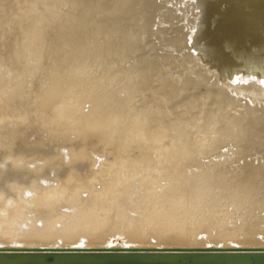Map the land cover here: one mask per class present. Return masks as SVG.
I'll use <instances>...</instances> for the list:
<instances>
[{
  "label": "rangeland",
  "instance_id": "rangeland-1",
  "mask_svg": "<svg viewBox=\"0 0 264 264\" xmlns=\"http://www.w3.org/2000/svg\"><path fill=\"white\" fill-rule=\"evenodd\" d=\"M145 1L153 7L146 23L132 18L144 31L151 22L150 33L142 38L132 21L133 35L140 33L125 51L122 32L117 51L108 50L121 42L116 37L105 49L84 50L55 19L31 43L20 29L0 25V249L48 250L0 256V264H264V159L260 151L245 157L243 149L264 127V0H241L243 8L207 1V10L194 0ZM253 14L261 37L250 42L240 80L224 73L243 41L224 38L210 57H197ZM112 21L109 27L121 24ZM189 64L209 78L190 76ZM168 79L185 82L175 97L161 88ZM83 85L96 99L85 102L82 116L80 94L67 92ZM138 248L256 253L51 254Z\"/></svg>",
  "mask_w": 264,
  "mask_h": 264
},
{
  "label": "bare ground",
  "instance_id": "bare-ground-1",
  "mask_svg": "<svg viewBox=\"0 0 264 264\" xmlns=\"http://www.w3.org/2000/svg\"><path fill=\"white\" fill-rule=\"evenodd\" d=\"M161 1V0H160ZM195 2L198 1L199 3H201V7L199 9L202 10H207L208 6V2H213V4H215L216 8L222 6L223 8V4L226 2V0H194ZM208 1V2H207ZM249 1V0H248ZM257 0H254V2ZM193 2V1H192ZM262 2V1H261ZM264 2V1H263ZM169 3V2H168ZM187 3V2H186ZM207 3V4H206ZM229 3H231L236 7H240L243 8L242 6H240L241 4V0H229ZM244 2H242L243 4ZM161 4V3H160ZM211 5H213L212 3H210ZM245 4V3H244ZM258 4V3H257ZM196 4H191L190 9L193 10L195 9ZM225 5V4H224ZM166 6V5H165ZM228 7H230L229 5H227ZM254 6V5H253ZM68 7V9H67ZM199 7V6H198ZM255 7V6H254ZM184 8V7H183ZM237 8V9H238ZM197 9V8H196ZM219 9V8H218ZM245 9V8H244ZM153 7L150 6V4H147L145 0H0V25L3 24H10L12 25V27L14 29H20V31L22 32L21 35L26 36L25 38H27L29 40V42L31 43L32 40H35L40 34L41 32L46 28L47 24H50L51 20L55 19V23H61L60 28H66L67 31H70V35L69 33L67 35H69L70 37H72L74 40H76V42L79 44L80 48L86 50L89 47H94L95 49L101 50L105 49V47L109 46V43L112 44V38H115V41H117V32L124 35L123 37L121 36L122 40L124 39L126 41V45L125 42L123 44L121 38H119L118 41L121 40V42L119 44L113 43L110 47H108L109 51H117L119 49H117L118 45L119 47H123L121 45H125L126 47H123L122 49L126 50L127 46L129 48L130 46V40L133 41L138 35H139V31L137 29V32H135V34L133 35L134 32H132L134 29L132 27V25L134 23V25L139 26L140 21L144 20L143 22L146 23L145 19H148V15L149 13H153L152 12ZM155 10V9H154ZM171 10V9H170ZM255 10V9H254ZM182 11V10H181ZM187 11V10H186ZM196 11V10H195ZM224 11V10H223ZM227 11V10H226ZM244 11V10H243ZM159 12V11H158ZM191 12V11H190ZM199 12V11H197ZM229 12V10H228ZM253 12V11H252ZM150 13V14H151ZM196 13V12H195ZM225 13V12H224ZM234 13V11H233ZM157 14V12H156ZM226 14V13H225ZM166 15V14H164ZM163 15V16H164ZM224 15V14H223ZM228 15V14H227ZM138 17L140 18V21H138L137 23V19L135 18V20L133 21L132 17ZM152 16V15H150ZM244 16V15H243ZM157 17V16H155ZM169 17V16H168ZM182 17V16H181ZM132 18V19H131ZM151 18V17H150ZM199 18V16L197 17ZM208 18V17H207ZM206 18V19H207ZM227 18V17H226ZM142 19V20H141ZM146 19V20H147ZM164 19V18H163ZM181 19V18H180ZM200 19V18H199ZM244 20L241 21L240 26L236 27L235 29H225V32H228L225 35H220L217 38H215V40L211 41V43L209 44L210 48L206 51L204 49V51L197 55V57H207V56H211V53H213V49L215 46V44H217L218 42H220V40L222 39H233L235 40V42H237L236 44H238L240 41H243V44L240 45V49L238 50L234 60L232 61V63L228 66V69L225 70V76H229V77H235V79L240 80L241 76L238 75L239 74V70L243 67L246 66L249 62H251L250 60V56L252 53V49H251V45L250 42H254L255 40L260 39L261 37V28L260 25L258 24V20L255 14H253L250 18H243ZM64 20H66L65 22H63ZM108 21L110 20V22L105 23V28L107 26V28L109 27V24H111V20H113L114 22L117 21L119 22L120 26L117 27L118 23L115 24L113 21V23L116 25V27L118 29H116V27L112 24L110 25V27L105 29L104 26L101 28V26L104 24L100 23L101 21ZM158 20V19H157ZM173 20V19H172ZM183 20V18H182ZM189 20V18H188ZM233 20V19H232ZM132 24H131V22ZM136 21V22H135ZM155 21V19H154ZM162 21V20H161ZM175 21V20H174ZM262 21V20H261ZM97 24H102L100 25H96L95 27H100L99 29L96 28L97 30H91L92 29V25L93 23ZM143 22H141L140 24H142ZM160 22V21H159ZM158 22V23H159ZM182 22V21H181ZM151 23V22H150ZM144 24L143 26H147V28L149 27V24ZM163 22H161L162 24ZM227 23V22H225ZM231 23V22H230ZM24 24L26 25L24 27ZM56 24V25H57ZM153 24V23H152ZM151 24V26H152ZM90 25V26H88ZM95 25V24H94ZM93 25V27H94ZM133 25V26H134ZM228 25V24H226ZM86 26L91 27L89 28L91 30V32L86 28ZM111 26L115 27L112 28L114 31L111 30ZM142 26V25H141ZM145 26V27H146ZM158 26V25H157ZM56 27V26H55ZM57 27V28H58ZM132 27V28H131ZM140 27V26H139ZM162 27V26H159ZM182 27V26H181ZM192 27V26H191ZM134 28H138V27H134ZM142 28V29H141ZM146 31L145 28L140 27V30L143 32L140 34L142 35V38L146 35ZM166 28V27H164ZM163 28V29H164ZM95 29V28H94ZM110 29V30H109ZM121 29V30H119ZM133 29V30H132ZM160 29V28H159ZM169 29V28H168ZM263 29V27H262ZM120 32H119V31ZM136 30V29H135ZM48 31V30H47ZM63 31V30H62ZM72 31V32H71ZM80 31V32H79ZM83 31L84 34H81ZM88 33H87V32ZM160 31V30H159ZM163 31V30H162ZM161 31V32H162ZM173 31V30H172ZM46 32V31H44ZM56 32V31H55ZM152 32V31H151ZM168 32V31H167ZM264 32V31H263ZM66 33V31H65ZM87 33V34H85ZM150 33V32H149ZM160 33V32H159ZM47 34V33H46ZM138 34V35H137ZM206 34V33H205ZM43 35V33H42ZM57 35V34H56ZM116 35V36H115ZM161 35V34H160ZM63 36V35H62ZM149 36V35H147ZM146 37V36H145ZM144 37V38H145ZM161 37V36H160ZM133 38V39H132ZM141 38V37H140ZM176 38V37H175ZM208 38V37H207ZM55 39V38H54ZM205 39V38H204ZM50 40V39H49ZM66 40V39H65ZM184 40V38H183ZM56 41V40H55ZM69 41V40H68ZM129 41V45L128 44ZM172 41V40H171ZM170 41V42H171ZM181 41V40H180ZM260 41V40H259ZM64 42V41H63ZM255 43V42H254ZM24 44V43H23ZM26 44V43H25ZM55 44V43H53ZM52 44V45H53ZM67 44V43H66ZM76 44V43H75ZM116 46H115V45ZM121 44V45H120ZM235 44V45H236ZM259 44V43H258ZM44 45V44H43ZM49 45V44H48ZM71 45V44H70ZM170 45V44H169ZM35 46V45H34ZM41 46V44H40ZM51 46V45H50ZM54 46V45H53ZM66 46V45H65ZM68 46V45H67ZM116 48V50L113 49ZM134 46V45H133ZM132 46V47H133ZM253 46V45H252ZM262 46V45H261ZM264 46V45H263ZM45 47V46H44ZM56 47V46H54ZM112 47V48H111ZM118 47V48H119ZM131 47V46H130ZM237 47V46H236ZM257 47V46H256ZM38 48V47H37ZM42 48V47H41ZM52 48V47H51ZM72 48V47H71ZM78 48V47H77ZM110 48V49H109ZM175 48V47H174ZM44 49V48H43ZM63 49V48H62ZM120 49V50H122ZM138 49V48H137ZM256 49V48H255ZM122 50V51H123ZM124 50V51H125ZM198 50V49H197ZM202 50V49H201ZM200 50V51H201ZM254 50V49H253ZM261 50V49H260ZM263 50V49H262ZM195 51V50H194ZM199 51V50H198ZM211 51V52H210ZM59 52V51H58ZM72 52V51H71ZM121 52V51H120ZM128 52V51H127ZM258 52L260 51H256V56L257 54H259ZM67 53V52H66ZM253 53H255L253 51ZM261 53V52H260ZM63 54V53H62ZM65 54V53H64ZM68 54V53H67ZM79 54V53H78ZM85 54V53H84ZM104 54V53H103ZM117 54V52H116ZM124 54V53H123ZM262 54V53H261ZM72 55V54H71ZM80 55V54H79ZM264 55V54H263ZM62 56V55H61ZM111 56V55H110ZM135 56V55H134ZM186 56V55H185ZM209 56V57H210ZM74 57H76L74 55ZM87 57V56H86ZM156 57V56H155ZM171 57V56H170ZM262 57V56H261ZM64 58V57H63ZM85 58V57H84ZM172 58V57H171ZM92 59V58H91ZM139 59V58H138ZM137 59V60H138ZM170 59V58H169ZM211 59V58H210ZM258 59V57H257ZM35 60V59H34ZM102 60V59H100ZM250 60V61H249ZM37 61V60H36ZM35 61V62H36ZM69 61V60H68ZM147 61V60H146ZM55 62H58L55 60ZM97 62V61H95ZM104 62V61H103ZM136 62V61H135ZM162 62V61H161ZM160 62V63H161ZM177 62V61H176ZM212 62V61H211ZM255 62V61H254ZM43 63V62H42ZM71 63V62H70ZM107 63V62H106ZM105 63V64H106ZM169 63V62H168ZM214 63V62H213ZM37 64V63H35ZM61 64V63H60ZM69 64V63H68ZM84 64V63H83ZM164 64V63H163ZM257 64V63H256ZM264 64V63H263ZM41 65V64H40ZM62 65V64H61ZM88 65V64H87ZM183 65V64H182ZM57 66V65H56ZM134 66V65H133ZM199 66V65H197ZM196 66V67H197ZM203 66V65H202ZM262 66V65H261ZM67 67V66H66ZM108 67V66H107ZM170 67V66H169ZM182 67V66H181ZM193 64H189L187 66V70L190 76H197L198 79L202 80H207L209 78V74L207 72H203L201 70H199L198 68H196ZM250 67V66H249ZM254 67V66H253ZM256 67L258 68V65H256ZM255 67V68H256ZM38 68V67H37ZM68 68V67H67ZM92 68V67H91ZM165 68V67H164ZM200 68V67H199ZM207 68V67H206ZM263 68V67H262ZM97 69V68H96ZM185 69V68H184ZM205 69V68H204ZM246 69V68H245ZM58 71V69H55ZM254 70V69H252ZM257 70V69H256ZM259 70V69H258ZM53 71V70H52ZM72 71V70H71ZM244 71V70H243ZM255 71V70H254ZM64 72V71H63ZM135 72V71H134ZM185 72V71H184ZM217 72V71H216ZM250 72V71H249ZM161 73V72H159ZM157 73V74H159ZM58 74V73H57ZM70 74H72L70 72ZM74 74V72H73ZM78 74H80V71L78 72ZM77 74V76H78ZM94 74V73H93ZM131 74V73H130ZM143 74V73H142ZM165 74V73H164ZM249 74V73H248ZM66 74H64L65 76ZM99 75V74H98ZM251 75V74H250ZM56 76V75H55ZM60 76V75H59ZM100 76V75H99ZM156 76V75H155ZM154 76V78H155ZM253 76V75H251ZM257 76V75H256ZM62 77V76H61ZM82 77V76H81ZM103 77V76H102ZM126 77V76H125ZM215 77V76H214ZM246 77V76H245ZM60 78V77H59ZM107 78V77H106ZM145 78V77H144ZM162 78V77H161ZM160 78V79H161ZM171 78V77H170ZM255 78V77H254ZM75 79V78H74ZM85 79V78H84ZM88 79V78H87ZM153 79V78H152ZM157 79V78H156ZM165 79V78H164ZM247 80V77H246ZM70 81V80H69ZM73 81V79H72ZM153 81V80H152ZM260 81V80H259ZM64 82V81H63ZM113 82V81H112ZM127 82V81H126ZM125 82V83H126ZM160 82V81H159ZM163 82V81H162ZM195 82V81H194ZM212 82V81H211ZM228 82V81H227ZM128 83V82H127ZM182 81H177V80H166L162 83V89L168 94L169 97H175L178 92L179 89L183 86ZM197 83V81H196ZM201 83V82H200ZM264 83V82H263ZM47 84V83H46ZM80 84V83H79ZM193 84V83H192ZM246 84V83H245ZM255 84V83H254ZM53 85V84H52ZM76 85V84H74ZM86 85V84H85ZM76 86L73 87L71 90H69L67 93L69 92H77L78 94H80L79 97V103L81 105L80 108V115H82V110L84 108V104L87 100H95L96 99V95H92V94H88V90H87V86ZM152 85V84H151ZM155 85V84H154ZM157 85V84H156ZM203 85V84H202ZM252 85V84H251ZM92 86V85H91ZM150 86V85H149ZM161 86V85H159ZM194 86V85H193ZM67 87V86H65ZM252 87V86H251ZM227 88V87H226ZM242 88V87H241ZM59 89V88H58ZM130 89V88H129ZM159 89V88H158ZM260 89V88H259ZM63 90V89H61ZM67 90V89H66ZM184 90V89H183ZM250 90V89H249ZM124 91V89H123ZM143 91V90H142ZM159 91V90H158ZM134 92V91H133ZM53 93V92H52ZM241 93V92H240ZM244 93V91H243ZM132 94V93H131ZM164 94V93H163ZM253 94V93H252ZM150 95V94H149ZM156 95V93H155ZM158 95V94H157ZM223 95V94H222ZM227 95V94H226ZM236 95V94H235ZM135 96V95H134ZM209 96V95H208ZM224 96V95H223ZM102 97V96H101ZM225 97V96H224ZM158 98V97H157ZM177 98V97H176ZM227 98V97H226ZM54 99V98H53ZM119 99V98H118ZM123 99V98H122ZM166 99V98H165ZM232 99V98H231ZM173 100V99H172ZM178 100V99H177ZM107 101V100H106ZM105 101V102H106ZM113 101V100H112ZM158 101V100H157ZM195 101V100H194ZM234 101V100H233ZM53 102V101H52ZM103 102V101H102ZM185 102V101H184ZM55 103V101H54ZM107 103V102H106ZM112 103V102H111ZM161 103V102H160ZM173 103V102H172ZM207 103V102H206ZM87 104V103H86ZM113 106V105H112ZM201 106V105H200ZM204 106V105H203ZM123 107V106H122ZM181 107V106H180ZM129 108V107H128ZM235 108V107H234ZM260 108V107H259ZM98 109V107H97ZM181 109V108H180ZM250 109V108H249ZM112 110V109H111ZM115 110H117L115 108ZM126 110V109H125ZM171 110V109H170ZM119 111V110H118ZM249 111V110H248ZM253 111V110H252ZM178 112V111H177ZM190 112V111H189ZM200 112V111H199ZM244 112V111H243ZM106 113V112H105ZM122 113V112H120ZM173 113V112H172ZM176 113V112H175ZM210 113V112H209ZM97 114H100L97 112ZM178 114V113H177ZM188 114V113H187ZM242 114V113H241ZM252 114V113H251ZM102 115V114H101ZM156 115V114H155ZM190 115V114H189ZM235 115V114H234ZM232 115V116H234ZM83 116V115H82ZM237 116V115H236ZM111 117V116H109ZM247 117V116H246ZM86 119V118H85ZM250 119V118H249ZM91 120V119H90ZM151 120V119H150ZM208 120V119H207ZM225 120V119H224ZM236 120V119H235ZM244 120V119H243ZM260 121V120H259ZM258 121V122H259ZM203 122V121H202ZM209 122V121H208ZM257 122V121H256ZM101 123V122H100ZM197 123V122H196ZM254 123V122H253ZM198 124V123H197ZM93 125V124H92ZM240 125V124H239ZM96 126V125H95ZM111 126V125H110ZM228 126V125H226ZM237 126V125H234ZM249 126V124H248ZM245 127V126H244ZM108 128V127H107ZM177 128V127H176ZM233 128V127H232ZM246 128V127H245ZM239 129V128H238ZM196 130V129H195ZM202 130V129H201ZM204 130V129H203ZM231 130V129H230ZM93 131V130H92ZM181 132V131H180ZM11 133V132H10ZM16 133V132H15ZM132 133V132H131ZM171 133V132H170ZM179 133V132H178ZM192 133V132H191ZM228 134V133H227ZM77 135V134H76ZM102 135V134H101ZM90 136V135H87ZM124 137V136H123ZM170 137V136H169ZM203 137V136H202ZM183 138V137H182ZM197 138V137H196ZM200 138V137H199ZM167 139V138H166ZM109 141V140H108ZM186 141V140H185ZM188 141V140H187ZM190 141V140H189ZM238 141V140H237ZM105 142V141H104ZM204 142V141H203ZM182 144V143H181ZM101 145V144H100ZM110 145V144H109ZM190 145V144H189ZM67 146V145H66ZM160 146V145H159ZM184 146V145H182ZM94 148V147H93ZM196 148V147H195ZM177 149V148H176ZM244 155L245 157H251L257 155L255 154V152H259L261 157L263 156L264 159V127L262 128L261 131H259L253 138L247 140L244 144ZM99 151V150H98ZM4 152H2L3 154ZM254 154V155H253ZM1 155V153H0ZM133 157V156H132ZM206 157V156H205ZM258 157V156H257ZM256 158V157H255ZM95 164V163H94ZM246 171L248 172V168L249 166L246 167ZM251 171V170H250ZM250 172H248V178L250 179ZM252 175V174H251ZM254 175V174H253ZM252 175V176H253ZM251 178L253 179L251 182H253L255 180L256 176H253ZM251 180V179H250ZM249 180V182H250ZM124 183V182H123ZM199 193V192H198ZM190 194V193H189ZM200 195V194H199ZM201 196V195H200ZM173 197V196H172ZM197 199V198H195ZM199 216V215H198ZM195 220V219H194ZM197 220V219H196ZM9 221V219H8ZM236 226V225H235ZM121 241V240H120ZM43 252H48L47 251H41V250H24L22 253H17L14 252V249L10 246H5V249H0V256H10L9 259H11V257H22V256H37V254H45ZM51 252H55V253H51L53 256L58 255L59 253L56 252H60V255H74L77 256V252H81L82 254H91L92 256H109V255H113L116 257H121V256H138V257H149V256H171V255H182V256H213V255H239V254H246L248 252H255L251 249H220V248H208V249H92V250H60V251H51ZM256 253V252H255ZM260 253V252H258ZM261 253H264L261 252ZM80 255V254H79Z\"/></svg>",
  "mask_w": 264,
  "mask_h": 264
},
{
  "label": "water",
  "instance_id": "water-1",
  "mask_svg": "<svg viewBox=\"0 0 264 264\" xmlns=\"http://www.w3.org/2000/svg\"><path fill=\"white\" fill-rule=\"evenodd\" d=\"M129 63H131L132 61H128ZM199 91L201 92V93H204L205 92V88H204V86L202 85V87H200V89H199ZM187 96H186V100H187Z\"/></svg>",
  "mask_w": 264,
  "mask_h": 264
}]
</instances>
